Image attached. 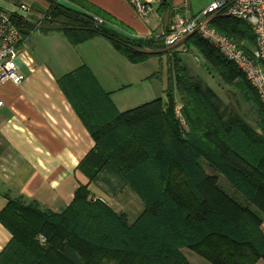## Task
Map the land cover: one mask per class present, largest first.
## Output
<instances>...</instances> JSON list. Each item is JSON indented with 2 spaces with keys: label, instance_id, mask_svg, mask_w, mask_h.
<instances>
[{
  "label": "trees",
  "instance_id": "trees-1",
  "mask_svg": "<svg viewBox=\"0 0 264 264\" xmlns=\"http://www.w3.org/2000/svg\"><path fill=\"white\" fill-rule=\"evenodd\" d=\"M43 1V23L63 28L69 37L78 30L85 38L102 34L133 64L162 53L143 51L161 49L160 39L130 36L84 0ZM210 26L253 55L255 34L247 21L217 14ZM186 46L229 87L228 102L178 58L169 68L166 100L126 111L116 108L85 66L58 80L95 142L79 169L89 183L114 178V188L132 191L142 210L130 221L126 212L93 199L89 183L79 186L61 213L8 195L0 222L12 237L0 264H191L184 250L209 264L264 263V106L245 75L208 42L193 34ZM246 103L255 114L253 124ZM217 174L248 204L230 196Z\"/></svg>",
  "mask_w": 264,
  "mask_h": 264
},
{
  "label": "crops",
  "instance_id": "crops-1",
  "mask_svg": "<svg viewBox=\"0 0 264 264\" xmlns=\"http://www.w3.org/2000/svg\"><path fill=\"white\" fill-rule=\"evenodd\" d=\"M84 1L114 18L130 36L162 41L161 49L143 50L162 52L146 60L156 59L159 64L158 71L150 77L160 79L163 62L167 64L169 76L174 58H178L190 72L182 59L184 56L187 59L193 57L196 67L203 65L205 68L203 59L194 53L196 50L186 46L190 36L176 46L168 47L164 43V35L169 31L176 12L194 16L214 0H155L153 11L145 19L137 14L129 0ZM22 3L31 7V13L22 26L23 31L29 32L20 48L27 61V65L20 62L24 79L19 85L10 82L0 85V212L10 195L23 196L27 202H34L43 210L61 213L69 206L79 186L89 183L79 165L94 148L95 142L61 90L58 80L85 66L100 87L110 94L119 111L132 108L121 107L114 102L111 94L117 90L111 86L117 77L112 70L96 66L94 52H117L106 36L98 34L85 38V33L78 30L69 37L63 28H51L43 23L48 12V5L43 0H0V5L7 10H13ZM38 22H41L40 26ZM45 38L53 40L50 45L52 51L38 52L41 49L40 40ZM128 85L123 84L119 90ZM220 97L223 99V95ZM157 98L162 97L159 95L149 101ZM115 183L114 178L89 183L91 197L101 199L114 210L127 214L125 207L130 206V199L136 210H142L139 198L127 188H114ZM11 237L0 222V253ZM184 254L191 264H209L188 250H184ZM257 264L264 263L259 261Z\"/></svg>",
  "mask_w": 264,
  "mask_h": 264
},
{
  "label": "built area",
  "instance_id": "built-area-1",
  "mask_svg": "<svg viewBox=\"0 0 264 264\" xmlns=\"http://www.w3.org/2000/svg\"><path fill=\"white\" fill-rule=\"evenodd\" d=\"M154 1L129 0V3L137 14L145 19L153 11ZM30 13L31 7L25 3L13 10H7L0 5V85L9 82L19 85L24 79L20 72V62L21 65H27V61L20 48L26 40L22 26ZM217 14L249 23L256 40L252 56L240 49L232 39L210 26V17ZM98 21L102 22L101 19ZM40 25L41 22H38V26ZM193 34L208 42L238 67L264 106V0H214L194 16L176 12L172 17L169 31L164 35V43L168 47H173ZM179 109L180 106L177 108V114L181 117ZM39 240L41 243L45 242L43 236H39Z\"/></svg>",
  "mask_w": 264,
  "mask_h": 264
},
{
  "label": "rangeland",
  "instance_id": "rangeland-1",
  "mask_svg": "<svg viewBox=\"0 0 264 264\" xmlns=\"http://www.w3.org/2000/svg\"><path fill=\"white\" fill-rule=\"evenodd\" d=\"M47 40V41H46ZM53 40L52 39H43L40 40L41 49H39L38 52L43 51H52V45ZM97 56L96 60V66H104L108 70H112L114 75L117 77V81L115 79L113 81V87L117 91L114 92V94H111V98L121 107H127V108H134L138 105H141L143 103H146V101H149L157 96H161L163 100H166V89L168 88L169 84V76L167 74V64L163 62V67L161 68V77L158 79L157 77H150L152 73H154L156 70L159 69V64L156 59H152L150 61H146L144 63L140 64H132L130 63L124 56H122L118 52H94L93 55ZM101 58V60H100ZM184 63L188 65L190 68V73L194 76H198L203 83L204 86H208L212 88L214 91H216L219 95H223V100L226 102L228 98L227 91L229 87L224 86L222 87L219 78L216 76H212L204 67L201 65L200 68L196 67V60L191 57L187 59L186 56L182 57ZM189 63H187V61ZM161 64V63H160ZM23 70H25L23 68ZM115 77V78H116ZM128 85L124 88H121L122 85ZM172 87L176 90L175 81L172 83ZM233 96L237 97L238 91ZM233 94V93H231ZM235 97L233 100H235ZM178 100V96L176 97ZM244 109L247 111V120L253 124L255 120V114L250 111V105L248 103L244 104ZM204 167L206 170L210 171V173H215L211 169L208 168L205 160H202ZM219 177V181L221 184V187L233 198H235L237 201L248 204L246 199L237 192L226 180V178L221 175L217 174ZM116 184V183H115ZM117 185V184H116ZM110 187V186H109ZM108 188V186H106ZM109 189V188H108ZM130 202L129 207H125L126 211L129 213L128 218L130 221H133L137 216L138 213H140L141 209L138 211L136 210V207L133 205L132 200H128ZM128 201L126 203H128ZM141 204V203H140ZM253 207V206H252ZM254 208V207H253ZM194 254V253H193ZM196 256V255H195ZM200 258V257H198Z\"/></svg>",
  "mask_w": 264,
  "mask_h": 264
},
{
  "label": "water",
  "instance_id": "water-1",
  "mask_svg": "<svg viewBox=\"0 0 264 264\" xmlns=\"http://www.w3.org/2000/svg\"><path fill=\"white\" fill-rule=\"evenodd\" d=\"M100 27H101V29L104 30V31H107V30H108V28H107L106 26L101 25Z\"/></svg>",
  "mask_w": 264,
  "mask_h": 264
}]
</instances>
